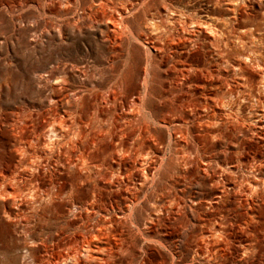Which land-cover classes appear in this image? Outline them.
<instances>
[{"label":"bare ground","instance_id":"6f19581e","mask_svg":"<svg viewBox=\"0 0 264 264\" xmlns=\"http://www.w3.org/2000/svg\"><path fill=\"white\" fill-rule=\"evenodd\" d=\"M46 1L53 4L56 2V0ZM83 1L63 0L62 5L67 8L63 9L60 6L58 12L63 14L61 18L65 21L56 22L53 26L57 27L60 36L63 34L64 27L68 25L75 27L78 32L95 30L100 34L101 42L110 53L105 50L106 52L102 55L105 63L99 60L98 65H94L93 72H89V68L73 65L72 68L75 70L73 74L64 73L66 77H62V80L57 82L61 75H58L59 72L55 70L56 68L41 69L35 84L36 88L31 87L30 84L26 85L33 94L35 91H39V94H35L39 106L25 104L24 107L12 110L15 117L20 115V119L16 120L14 124V128L18 129V133L14 135L20 137L17 147L20 150V158L17 159L18 163L0 167V196H13L14 199L16 196H30L39 198V202L42 199L45 200L46 196L50 197V201L52 197L69 195L73 199L76 191L78 193L80 189L84 192L88 190V196L92 199H87V197L82 200L76 199L78 204L71 199L73 208L79 212L80 219L75 224L70 221L65 226L60 224L62 229L76 235L70 239L74 244L69 248V256L77 254L79 257L85 248L84 242H88V238L102 239V234L106 232L105 229H108L107 237L112 239L111 231L125 234L126 230H132L131 228L136 226L137 232L132 234L133 237L136 240L146 241L150 236L147 231L153 232V225H155L153 222L156 218L150 217L154 212L148 209L151 214L148 215L143 227L142 223L135 219L140 199L137 187L127 185L124 192L114 191L115 196L106 194H112L109 190L110 178L119 173V170L126 169L123 158L127 155L132 156L135 152L138 153L140 147L151 142L153 137L156 136L159 139L158 132L154 129L157 123L164 126V129L169 133V145H173L171 140L174 135L188 138L185 147L191 152L188 157H184V160L192 161L194 153L198 163L203 167L205 179L212 177V173L215 174L217 167L222 169V174L226 170L229 171L230 165L233 166V164H229L227 167L228 163L238 162L241 166L252 162V166H254L252 173L254 174H251L252 179L248 178L247 183H249L248 187L251 192L255 193L258 187L256 178L264 183V177H259V174L264 173V31L255 33V29L247 28L250 20L246 13L247 0H216L214 10H220L219 16L214 14L217 12L213 13V10L204 11V8L197 7L193 0L186 4H182L181 0H86L87 6L84 8ZM42 5L45 4L39 3V7ZM72 6L76 7V10L73 17L70 18L68 14L71 11L67 12L66 9ZM81 9L83 12H80ZM42 10L43 15L51 13V10L48 12L45 6L42 7ZM232 13L234 16H231ZM255 16H261L260 23H264V13ZM49 21L48 19V21L42 22L48 27ZM189 30H191L189 33L191 36H186ZM115 39H119L121 42L129 39L131 43L143 44L146 66L142 69L141 74L144 73V78L143 82L138 81V84L137 82L133 84V80L129 78L130 71H127L126 67H122L118 69L113 78L108 79L104 90L100 85L104 82L103 73L109 68L116 70L118 66L116 53L113 52L116 49ZM175 44L178 46L192 44L194 48L191 49V53L188 49L183 51L176 49L169 53L172 46H177ZM208 46L211 47L209 51L213 53L215 50H221L228 61V66H232L235 76L241 78V81L235 84L236 90L228 86L222 87V93H216V90L213 92L212 79L207 77H201L202 79L197 84L194 83L199 79L195 73L204 68L190 57L194 51H208L206 50ZM152 50H155V53H152ZM88 56H91L89 49ZM207 59L202 63L203 66L213 67L216 65L213 55L211 59ZM88 62H91V59ZM151 66H157L165 75L160 81V92L154 95L151 92L152 82L149 77L151 72L146 71ZM71 78L75 85L70 89L68 83ZM179 81L180 85H178ZM167 83L168 85H166ZM142 87H144V91L140 89ZM197 88L205 95H197ZM124 89L127 93L121 97ZM69 90H74V93L66 94ZM254 92L255 95L259 94L255 99ZM152 97H156L161 103L159 116L155 115L151 108L150 98ZM121 98L123 100H120ZM248 102L251 103L249 111L241 113L245 103ZM48 115L53 117L48 129L52 136L44 144L42 139L45 133L33 131L31 128L34 125H28V122L35 116H40L45 118L42 122L47 124ZM149 116L151 121L145 123ZM204 117L209 118V125L206 126L204 134H199L196 127L198 121ZM65 123H68L67 128L72 130L70 153L74 156L71 157L69 151L64 154L57 148L64 137ZM243 123L252 130L255 136L262 138L261 141H256L257 148L251 155L252 159L249 158L248 161L238 156L247 148L246 143L250 144L249 140L252 139L248 137L249 134L247 136L242 127L237 128V125ZM217 140H226L225 148L217 149ZM40 142L49 149L46 154L48 160L57 153L54 158L56 159L54 165L58 169L55 171L57 175L70 173L75 169L74 174L78 177H74V180L70 179L69 184L66 181L63 184L58 183L59 181H51L49 184L35 182L30 187L23 188L20 184L23 181L20 182V180H26V178H19L21 175L20 166L27 170L37 167L38 161L30 157H36V155L28 151L33 147V144L39 145ZM89 144H91V149L87 150ZM121 151H124L125 154L121 155ZM260 156L263 159H260ZM38 157H42V155ZM138 162L137 171L147 180L148 177L145 173L151 172L149 164L145 161ZM219 163H222L223 166ZM137 164L135 163V166ZM159 171V169H155L154 178ZM220 177H217L219 179L215 177L213 180L216 186L220 187L221 185L222 187L223 194H219L222 199L228 189ZM114 180L123 181V178L117 177ZM204 185L205 182L202 183V187ZM234 185L238 187L236 183ZM159 191L160 200L155 199L151 190L144 193L146 201L155 199L154 204L161 208L157 214L156 225L160 224L158 221L164 216L163 209L168 206L166 200L172 195L163 185ZM177 194L176 192L175 195ZM142 209L144 210V208ZM118 211L123 215L117 214ZM119 225H124L125 230L124 228L118 229ZM161 226L162 229H172L169 234H174L178 229L170 227L167 223H163ZM211 227V232L201 235L198 240L194 250L195 254L192 257L193 264L195 261L197 263L200 258L204 259L207 264L212 261L218 264L219 255H223L221 251H224L225 246L221 247L220 245H223L227 240L226 232L223 227L217 224L211 223ZM165 234L160 235L161 238L155 239L163 246H166L169 241ZM70 240L67 241V244ZM124 240L126 238L111 242L108 251L112 254L115 246L122 248ZM130 246H134V243ZM142 254L144 259L145 253L142 252ZM172 255L171 264H178V261H181L180 256L176 254V251L175 253L173 251Z\"/></svg>","mask_w":264,"mask_h":264},{"label":"rangeland","instance_id":"374dc122","mask_svg":"<svg viewBox=\"0 0 264 264\" xmlns=\"http://www.w3.org/2000/svg\"><path fill=\"white\" fill-rule=\"evenodd\" d=\"M62 1L56 0L53 4L48 3L46 0H0V156L2 157L0 159V167L2 165L18 163L20 150L17 147L20 137L14 135L18 133V129L14 128V124L16 120L20 119V115L15 117L12 110L17 107H24L25 104L39 106L36 100L37 96H35V94H39V91L37 90L33 94L26 85L30 84L31 87L36 88L35 84L37 83L38 73L41 72V69L51 70L52 68H56L55 70L59 72L58 75H61L57 79V82H60L62 77H66L64 73L73 74L75 71L72 68L73 65L89 68V72H93L94 65H98L99 60L105 63L102 55L108 49L101 42L100 34L95 30L78 32L75 27L68 25L64 27L65 30L63 29L62 36L59 35L57 27L53 25L56 22L62 23L65 21V19L61 18L63 14L58 12L60 6L63 9L67 8L62 5ZM189 1L191 0H181L182 4H186ZM193 1L197 7L204 8V11L210 9V11L213 10V13L217 12L214 14L220 15L219 9L217 11L214 10V2L216 0ZM38 2L45 4L42 7L45 6L48 12L51 10V13L43 15L44 12L42 7H39ZM82 5L83 8L87 6L86 0L83 1ZM75 10L76 7L73 6L66 9L69 12L68 17L72 18ZM204 11L203 13H205ZM80 12H83V9ZM163 12L165 11L163 10ZM246 13L250 19L247 28L255 29V33L264 31V23H260L261 16H255L264 13V0H247ZM231 16H234V14L232 13ZM47 18L50 20V25H47L48 27L43 23L48 21ZM190 31L186 36H191L189 34ZM114 41L116 49L113 52L116 53V61H118L116 64L118 66L116 70L109 68L103 73L104 82L100 85L105 90L108 79L113 78L118 69L122 67H126L127 71H130L129 78L133 80V84L135 82L138 84V81L143 82L144 73L141 74V71L146 66L143 44L138 42L131 43L129 39L123 42L119 39H115ZM193 48L192 44H186V46L180 44V46H172L169 49V53L176 49L180 51L188 49L191 53V49ZM88 49L91 56H88ZM210 49L211 47L208 46L206 47V50H208L206 52H192L190 58L196 60L204 68L195 73L199 79L194 83L197 84L202 79L201 77H207L212 79L213 92L216 90V93H222V87L228 86L236 90L235 84L241 81V78L235 76L232 66H228V61L221 50H215L213 53L209 51ZM108 53L110 52L108 51ZM152 53H155V50H152ZM212 55L216 65L213 67L203 66L202 63L207 58L211 59ZM89 59H91V62H88ZM148 70L151 72L149 77L152 82L151 92L154 95L160 92V81L165 75L157 66H151L146 71ZM180 83L179 81L178 85ZM74 85L75 83L71 78L68 88H74ZM132 88L133 86L131 85ZM140 89L144 91V87ZM72 93H74V90L66 92L69 95ZM126 93L124 89L121 97L125 96ZM199 94L205 95L197 88V95ZM253 95H255V92ZM258 96L259 94L253 97L255 99ZM120 100L123 99L121 98ZM150 101L153 113L159 116V105L161 103H159L156 97L150 98ZM250 106V102L245 103L241 113H247ZM48 116L49 120L47 124L42 122L45 118L40 116H35L34 119L28 122V125H34L31 128L33 131L45 133L42 139L44 144L52 136L48 132V129L53 117L51 115ZM13 117L15 118L13 119ZM150 121L151 117L149 116L145 123ZM208 121V117H204L198 121L196 130L199 134L205 133L206 126L209 125ZM67 126L68 123H65L63 130L65 132L64 137L57 145V148L64 154L69 151L71 157L74 156L70 153L72 150V146L70 145L72 130H69ZM239 127H242L246 131L247 136L249 134L248 137L252 138L249 140L250 144L245 142L247 148L238 155L239 157H243L245 161H248L247 159H252L251 155L254 154L255 148H257L256 141H261L262 138L255 136L252 130L248 129L244 123L237 125V128ZM154 129L155 131L157 130V137L159 139L156 136L153 137L151 142L147 143L144 147H140L138 153L135 152L132 156L127 155L123 158L124 168L126 167V169H123V171L119 170V173L110 178L111 184L109 190L112 194L105 193L106 195L115 196L114 191L124 192L127 185L137 187L140 192V199L138 200L139 207L136 211L135 219L141 222L143 227L148 215L151 214L148 209L154 212L150 217L156 218L153 222L155 224L153 225V232L147 231L150 236L146 241L143 239L136 240L133 237L132 234L137 232L136 226H132L134 227L131 228L132 230H126L125 234L111 231L113 233L112 239L107 237L108 229H105L106 232L102 234V239L95 240L88 238V242H84L85 248L79 257L77 254L69 256V248L74 244L73 240L70 239H73L76 235L71 231L68 233V231L62 229L60 224L65 226L69 221L75 224L80 219L79 212H76L78 210L73 208L72 200H82L86 197L87 199H92V197L88 196V190L84 192L80 189L78 193L76 191L73 199L69 195L52 197L50 201V197L46 196L45 200H40L41 202H38L39 198L36 197L16 196L14 199L13 196L1 195L0 264H171L173 251L174 253L176 251V254L180 256L181 261H178V264H193L192 257L195 254L194 250L197 247L198 240L201 235L211 232V223L223 227L226 232L225 237L227 238V242L225 241L223 245H220L221 247H225L223 248L224 251H221L223 255H219L220 258L218 259L220 260L218 264H264V183L256 178L258 181L256 192L252 193L249 189L248 178L252 179L251 174H254L252 173L254 171L252 170L254 169L252 162L242 164L241 166H239L238 162L228 163L227 167L229 164H233V166L230 165L229 171L226 170L222 174V169L217 167L215 174L212 173V177L205 179L203 167L198 163L194 153L192 161L189 159L187 161L184 160V157H188L191 152L185 147L188 143V138L186 139L179 135V139H177L178 137L174 135L171 140L173 145H169V133L164 129V126L157 123ZM135 135L137 136L138 134ZM260 135L263 134L260 133ZM42 142L39 145L33 144V147L28 151L36 155V157H30L38 161L37 167L29 169V171L20 166L21 175L19 178H26V180H20V182L23 181L19 182L21 186L26 188L35 184V182L49 184L51 181H59L58 183L60 184L66 181L69 184L70 179L74 180V177L77 178L78 175L74 174L75 169L70 173L61 175L55 173L58 170L54 165L56 160L54 158H56L57 153L48 160L46 154H48L49 149ZM226 142V140H217V149L225 148ZM88 149H91V144L88 145ZM122 153L125 154L124 151L120 152L121 155ZM39 155H42V157H38ZM118 159H120L119 156ZM260 159H263V157L260 156ZM138 161H145L149 164L151 172L145 173L148 177L147 180L137 171ZM135 163L138 164L135 166ZM219 164L223 166L222 163ZM155 169H159L160 171L157 172L154 178L153 173ZM259 175L260 178L264 177V173ZM117 177L123 178V181H115L114 179ZM215 177H220L222 183L228 189L222 199L219 196V194H223L222 187L221 185L220 187L216 186L213 180ZM203 182H205L204 189L202 187ZM234 183L238 187H235ZM173 184H176V186H173ZM162 185L172 195L166 200L168 206L163 209L164 216L158 221L160 224L156 225L157 214L161 211V208L155 205L154 201L155 199L160 200L158 194L160 192L159 188ZM150 190L155 199H148L146 201L144 193ZM176 192L180 196H177L178 194L175 195ZM76 203L78 204L77 201ZM84 212L86 213V211ZM117 214L123 215L120 211ZM118 220H120V217H118ZM163 223H167L170 227H177L178 229L174 234H169L172 229H162L161 224ZM123 226L119 225L118 229L124 228L125 230ZM163 234L168 237L167 241L169 240L166 246H163L159 241L157 243L155 240L161 238L160 235ZM124 238L126 240H124L122 248L114 245L115 247L111 254L108 251L110 243L115 242L116 239ZM68 240H70L69 244H67ZM132 243H134V246H130ZM246 246L249 248L246 249ZM142 248L146 249V251H143ZM142 252L145 253V260L143 259ZM194 264L207 263L204 262V259L200 258ZM208 264L216 263L212 261V263Z\"/></svg>","mask_w":264,"mask_h":264}]
</instances>
